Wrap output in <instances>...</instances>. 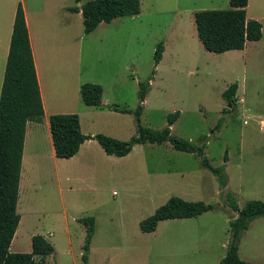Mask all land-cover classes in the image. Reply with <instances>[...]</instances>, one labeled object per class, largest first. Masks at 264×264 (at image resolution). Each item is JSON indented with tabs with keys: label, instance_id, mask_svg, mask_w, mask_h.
<instances>
[{
	"label": "rangeland",
	"instance_id": "374dc122",
	"mask_svg": "<svg viewBox=\"0 0 264 264\" xmlns=\"http://www.w3.org/2000/svg\"><path fill=\"white\" fill-rule=\"evenodd\" d=\"M4 1L0 20L10 12ZM88 1L26 4L33 25L49 35L39 37L40 48L50 49L44 55L51 76L43 73L49 101L62 100L65 90L64 99H74L77 79L81 85H100L104 109L85 106L77 93L80 114H73L88 135L128 141L137 131L139 84L149 83L140 124L161 130L178 112L171 134L203 147L212 167L224 166L228 184L220 191L200 156L169 143L136 145L128 155L114 157L94 141L74 159H57L40 129L31 148L28 137L19 182L20 222L9 251L30 253L31 238L41 235L54 248L46 264H82L86 226L79 220L93 218L88 264H220L231 241L229 223L237 216L225 195L230 193L239 208L246 201L264 202V0H248L246 7V15L262 25V39L243 52L222 54L203 48L193 16L228 10L229 0H140L138 16L102 23L85 35L83 21L69 19L64 8ZM159 43L162 59L154 69ZM71 45L78 47L80 71L71 51L57 48ZM2 65L0 60V73ZM232 84L238 85L233 105L223 98ZM170 197L215 207L194 218L160 221L153 232L143 233L141 222ZM237 246L240 260L264 264V217L250 223Z\"/></svg>",
	"mask_w": 264,
	"mask_h": 264
},
{
	"label": "trees",
	"instance_id": "16d2710c",
	"mask_svg": "<svg viewBox=\"0 0 264 264\" xmlns=\"http://www.w3.org/2000/svg\"><path fill=\"white\" fill-rule=\"evenodd\" d=\"M79 2V0H75ZM248 0H229L228 10H205L194 13L197 38L203 48L211 53L222 54L228 51H242L246 42L259 41L262 26L254 19H247ZM70 12H81L84 34L92 33L98 25L115 19L135 17L140 14V0H90L80 8H69ZM163 44L159 43L153 55L154 69L160 63ZM154 73V71H153ZM149 83L139 84V105L135 111L137 131L128 141H119L101 134L84 135L81 132L79 117L76 114H57L49 117V132L57 159H71L88 140H94L108 156L124 157L136 145H162L169 143L176 151L195 153L201 157L202 166L216 179L220 191L228 184L224 166L214 168L204 156L203 147L195 146L189 140L175 137L170 128L178 118L175 112L167 117V124L161 130L145 128L140 124L143 103ZM238 85H230L223 98L233 105ZM102 87L97 84L81 85L79 94L85 106L104 109ZM115 112L116 107L110 108ZM44 111L38 86L33 56L30 48L24 12L19 3L16 8L9 51L6 59L3 81L0 90V264H46L45 258L54 252L50 242L41 235L31 238L30 253H11L10 244L20 222L17 212L19 182L26 125L28 122L41 123ZM221 125V121L218 126ZM225 162L227 157H224ZM230 209L237 214L229 223L231 241L220 264H252L240 260L238 241L250 223L264 217V202L246 201L239 208L235 198L225 195ZM215 206L203 202L184 201L170 197L157 208L153 215L142 221L140 230L150 233L160 221L190 219L210 212ZM86 226V238L81 255L82 264H88L89 246L94 233L93 218L80 219ZM39 258L36 261L35 258Z\"/></svg>",
	"mask_w": 264,
	"mask_h": 264
},
{
	"label": "crops",
	"instance_id": "0c3cea01",
	"mask_svg": "<svg viewBox=\"0 0 264 264\" xmlns=\"http://www.w3.org/2000/svg\"><path fill=\"white\" fill-rule=\"evenodd\" d=\"M37 1H42V0H6V1H4L6 4V7L10 8V12L8 14V19L6 18L5 20H3V19L0 20L1 25L3 26V24H4V28H5V29L3 28L4 31H2V32L0 31V42L3 43L0 45V60H2V64H3L2 65V71L0 73V90H1V85H2V81H3L6 59H7V55H8V51H9V45H10V39H11V34H12V28H13V22H14L16 7L20 3L22 6V9H23V12H24L25 23H26V27H27V31H28V36H29L30 48H31L32 56H33L34 67H35V71H36V76H37L38 86H39V90H40V96H41V100H42L43 111H44L41 123L28 122L26 125L21 169L23 167L24 155H26V151H27L26 145H27L28 137L29 136L31 137L30 147H29V148H31L33 141L37 140V138H38L40 129L45 130L47 137L50 138L51 152H52V155L54 156V151H53L50 132H49V117L51 115H53V114H73V113L80 114V112H78L79 109L77 107V101H78L77 93H79L78 90H79V87L81 85L79 79L75 80V82H74L75 83V91H74V95H73L74 99L65 98V99H68L66 101L64 99V97H65L64 95L66 93V90H65V92L62 96L63 98L60 97V98H62V100L55 98V101H54L55 104H53L54 102L49 101V98H48L49 89L47 87L48 82H46L45 79L47 76H49V77L51 76L50 71H49L50 62L48 60H46V56L44 54H46L45 52L49 51L50 49L45 44H43V46L49 50H42L40 48V45H41L40 41L42 40V38L39 39V37L42 35L44 36V38L46 36H49V35L47 34L46 30H41L40 28L33 25L32 19H30V13L28 11V7L26 6V4L29 2L36 3ZM45 1H54V0H45ZM75 7L80 8L81 6L77 5ZM70 8H73V7H70ZM64 9H65L66 13L69 14V19H71L72 15H73L76 19L79 18V20L83 21L82 20V14L80 11L79 12H70V11H68L69 8H64ZM39 12L40 11L34 12V15L39 13ZM65 15L67 16V14H65ZM246 16H247V19H250L248 17V15H246ZM7 22H8V24H7ZM65 24L66 23L63 24L65 27V30H63V35L65 33H67V31H68ZM261 30H263V29H261ZM261 39H262V37H261ZM257 42H259V41H255L253 43H257ZM249 43H251V42H249V41L246 42L244 49L242 51H239V52L245 51L247 48V45ZM57 48H60L62 51L69 49L71 51V60H73V65L75 66L77 71H80L79 70L80 55H79V52L77 51L78 47L76 45H71V47H69V46H58ZM41 58H43V59H41ZM43 73L47 76L43 75ZM50 82H51L50 91L54 92L55 91V90H53L54 81H52L50 79ZM103 105H105V104H103ZM47 106H48L49 110H47ZM80 128H81L82 134L88 135V134L84 133L82 126H80ZM89 135L93 136L94 134L92 133ZM93 143H94V140L85 141L80 146V149L77 152V154L71 159H74L75 157L80 156L85 151L89 150V147L92 146ZM37 156H38L37 148L32 149L33 161Z\"/></svg>",
	"mask_w": 264,
	"mask_h": 264
}]
</instances>
